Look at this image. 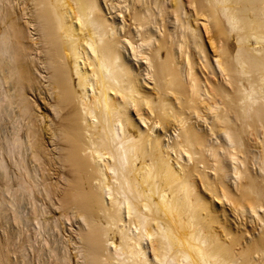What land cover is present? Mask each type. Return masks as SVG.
Returning <instances> with one entry per match:
<instances>
[{
  "label": "bare ground",
  "instance_id": "obj_1",
  "mask_svg": "<svg viewBox=\"0 0 264 264\" xmlns=\"http://www.w3.org/2000/svg\"><path fill=\"white\" fill-rule=\"evenodd\" d=\"M123 3L0 0V264H264V0Z\"/></svg>",
  "mask_w": 264,
  "mask_h": 264
},
{
  "label": "rangeland",
  "instance_id": "obj_2",
  "mask_svg": "<svg viewBox=\"0 0 264 264\" xmlns=\"http://www.w3.org/2000/svg\"><path fill=\"white\" fill-rule=\"evenodd\" d=\"M112 1H116V0H112ZM121 3H122V5L118 8V10L119 11H121L122 13L121 14H118V12H112L113 13V15H114V19L115 20H117V21H119V22H121L122 21V19L124 18V16L127 14V12H126V6H125V3H123V0H119ZM168 23H169V26L171 27V28H174V27H176V24H175V22H174V20H173V18L172 19H170L169 21H168ZM158 31H159V29H156V33H158ZM205 38H207V35H205ZM206 45H207V48H208V50L211 52V49H210V46H209V43L208 42H206ZM141 66H144V61H141ZM40 80H41V82L43 83V82H45V80H44V78H42V77H40ZM32 97H33V99L32 100H34V98H35V94L34 95H32ZM31 97V98H32ZM39 103V107H41L42 105H41V103H40V101L38 102ZM37 103V104H38ZM42 112V109H39V113H41ZM130 113H131V115H133L135 118H136V113H135V110L133 109V108H131V111H130ZM140 125H141V127H145V125H143V124H141L140 123ZM173 132V130L171 129L170 130V133H172ZM216 204L218 205V206H220V203H218V202H216ZM29 208V207H28ZM227 209L230 211V208L228 207V205H227ZM231 217H233L236 221H241V220H243L242 219V217L241 218H237L236 216H235V214H233V213H231ZM247 217L249 218L250 217V215H247ZM253 218H255V217H253ZM243 222H244V220H243ZM247 224H249V219H248V221H247ZM74 226H76L75 224H74ZM67 231L68 232H66L65 234L66 235H68L69 234V230L67 229ZM64 234V235H65ZM44 235V234H43ZM42 235V236H43ZM54 235H56L57 237L56 238H58V241L60 242H62L64 239L63 238H65L64 237V235L61 233V231L59 232H57V231H55V233H54ZM45 237H47V235H44ZM43 236V237H44ZM48 238V237H47ZM49 239V238H48ZM60 244V243H59ZM60 246V245H59Z\"/></svg>",
  "mask_w": 264,
  "mask_h": 264
}]
</instances>
